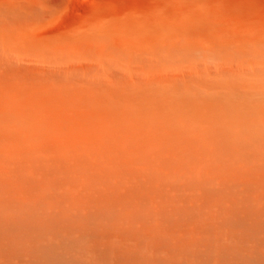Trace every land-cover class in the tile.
I'll return each mask as SVG.
<instances>
[{
	"label": "rangeland",
	"instance_id": "1",
	"mask_svg": "<svg viewBox=\"0 0 264 264\" xmlns=\"http://www.w3.org/2000/svg\"><path fill=\"white\" fill-rule=\"evenodd\" d=\"M0 264H264V0H0Z\"/></svg>",
	"mask_w": 264,
	"mask_h": 264
},
{
	"label": "bare ground",
	"instance_id": "2",
	"mask_svg": "<svg viewBox=\"0 0 264 264\" xmlns=\"http://www.w3.org/2000/svg\"><path fill=\"white\" fill-rule=\"evenodd\" d=\"M176 52L177 53H175V54H177V55H181V52H180V50H176ZM142 83V82H141ZM152 83H154V82H152ZM144 84V83H143ZM147 84V83H146ZM152 85V84H151ZM156 85V84H155ZM240 88V87H239ZM134 91V90H133ZM153 91H155L154 89H153ZM157 93V92H156ZM236 94V93H235ZM238 94V93H237ZM183 96V95H182ZM242 96V95H241ZM241 96H240V98H241ZM224 101H226V100H224ZM148 102V101H147ZM246 102V101H245ZM181 103V102H180ZM181 105H183V104H181ZM250 105V104H249ZM133 106V105H132ZM113 108H114V106H113ZM115 109V108H114ZM182 109V108H181ZM137 110V109H136ZM149 110H150V107H149V109H148V112L146 113V116L144 115L143 117H145V119H144V121L143 122H141V124H140V130L142 129H144V128H146V122H149V124H150V121L148 120L149 118ZM189 112V111H188ZM115 113V112H114ZM186 114H187V112H186ZM119 116V115H118ZM184 117V116H183ZM186 119V118H185ZM195 119V118H194ZM147 127H149V126H147ZM173 128V127H172ZM68 129V128H67ZM171 132V131H170ZM176 133H178V132H176ZM189 134V133H188ZM129 139V138H128ZM255 140V139H254ZM131 144V143H130ZM124 145V144H123ZM126 148V147H125ZM111 156V155H110ZM115 159V158H114ZM133 168V167H132ZM133 170V169H132ZM70 171V170H69ZM73 171V170H72ZM109 171V170H108ZM110 172V171H109ZM124 172V171H123ZM111 173H112V171H111ZM125 174V173H124ZM109 177V176H108ZM157 177V176H156ZM165 179V178H164ZM166 180H168V178L166 179ZM166 182V181H165ZM78 183V182H77ZM112 191V190H111ZM110 191V192H111ZM102 199V198H101ZM102 202H103V200H102ZM104 205V204H103ZM98 208V207H97ZM99 211V210H98ZM117 213V212H116ZM146 216V215H145ZM99 217H101V216H99ZM129 219H131V218H133V216H129L128 217ZM117 219H119L118 217H117ZM111 220V219H110ZM114 220V219H113Z\"/></svg>",
	"mask_w": 264,
	"mask_h": 264
}]
</instances>
